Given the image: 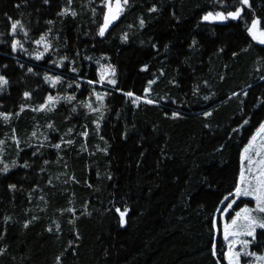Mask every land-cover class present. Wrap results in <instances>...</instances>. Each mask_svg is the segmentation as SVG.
<instances>
[{"label":"trees","instance_id":"16d2710c","mask_svg":"<svg viewBox=\"0 0 264 264\" xmlns=\"http://www.w3.org/2000/svg\"><path fill=\"white\" fill-rule=\"evenodd\" d=\"M249 3L203 21L238 0H128L101 37L103 0H0V264H228L212 221L264 122V45L247 31L264 0ZM49 96L66 99L41 110Z\"/></svg>","mask_w":264,"mask_h":264},{"label":"snow or ice","instance_id":"6c2138e0","mask_svg":"<svg viewBox=\"0 0 264 264\" xmlns=\"http://www.w3.org/2000/svg\"><path fill=\"white\" fill-rule=\"evenodd\" d=\"M115 7H113V0H103V3L107 6V12L104 13L103 17V24L98 29V35L103 37L105 35L106 29H108L109 25L118 19L120 13L123 11V6L128 4V0H114ZM44 3H48V0H44ZM238 4L240 6L235 7L234 11H216L212 12L209 11L205 13L202 16L203 21H225L229 18L231 19H237L241 16L242 12L244 11V6H247L248 8L251 7V4L249 3V0H238ZM19 7V5L17 6ZM94 11V10H93ZM149 12H156L157 8L155 6L151 7ZM65 12L58 13L59 15H64ZM72 16H75L76 13L72 12ZM9 20L11 18L9 17ZM48 23H51L49 21ZM139 25L141 28L145 26V20L141 17L139 19ZM261 25V20L259 18H253L251 21V25L248 27L247 31L249 35L254 39L257 40L260 44L264 45V28L259 27ZM19 27L20 30L24 29V24L20 20H15L11 22V32L15 33L17 31V28ZM123 40H127V34H125L122 37ZM45 40V36L41 35L38 40L35 41L36 44H41ZM193 45H195V41L192 42ZM19 45V41L13 40L12 42V50L15 51ZM22 48V45H20ZM155 47V45H153ZM49 48V45L47 43L44 44V51L47 52ZM235 55V53H233ZM43 56V53H40L36 56V59H41ZM32 68H28V72H32ZM73 72L76 71L75 68L72 69ZM113 75H115V70L113 69L112 72ZM44 79L46 81H51L53 85L59 81L61 78L59 76L51 77L45 74ZM262 80H264V77H261ZM101 80H103V75H101ZM8 80L5 76L0 75V89L3 88L4 85H7ZM89 84L93 83V81H88ZM110 84L115 85L116 81L110 80ZM151 83V82H150ZM147 91V90H146ZM247 94V93H245ZM127 96H132L133 93L128 92L126 93ZM25 97H29L30 93L25 92ZM48 101H52L53 97L49 96ZM69 100L73 99V97H68ZM97 99H101V97L98 95ZM139 99V97H137ZM205 99H208L207 97ZM148 103H153V101L149 100ZM91 107V105H89ZM45 105H40V109H44ZM23 110V108L21 109ZM50 110V109H49ZM95 110V109H93ZM9 115L6 113H0V116H2L5 120L8 119ZM205 116H210L211 112H205ZM173 118H176L179 116V113L173 112L172 113ZM245 124L248 123V121H244ZM51 127V125H49ZM257 134L264 135V122H261L259 124V128L257 129ZM35 135V133H33ZM86 135V133H85ZM256 135H253L251 140L249 141V144L245 146L244 153L249 152V149L252 147L253 141L256 140ZM3 141H0V144H2ZM71 143V141H69ZM55 147L59 148L60 145L57 144ZM244 153L241 154V169H240V176L239 181L236 183L235 188L233 191H230L227 196L221 200L222 204L226 203V207L220 209L217 208L218 212L221 213H229V210L233 208V205L236 203V198L240 197H252L255 200V208L250 209L247 205H245L243 208H240L239 211L235 212V215L231 216L230 223L225 222L223 225V235L225 240H229V237H238V236H247L251 239L247 240H235V243L240 244V250L236 251L234 250L235 244L230 242L228 245V250L223 253L224 259L227 260L228 264H241V256L245 257H254L256 261L258 262H264V252L257 253L250 250V245H252L258 238L257 229L264 230V151L255 153L259 159L253 161L251 157L248 158V172L250 175H245V168L243 166V161L245 160ZM47 163V162H45ZM15 162H13V167H15ZM23 167L27 168L30 165L25 162ZM253 167H255V171H253ZM0 171L7 173L9 171V166L5 164ZM111 178V177H109ZM10 189H15V184H10L8 186ZM235 197V198H233ZM116 212L119 213V223L120 226L123 227L126 224V214L129 212V209L125 207L123 211H121L119 208L116 209ZM10 219L9 217H5V220L7 221ZM69 223H72V221H69ZM213 226H216V221H212ZM25 227H27V224H25ZM57 228H59V225H57ZM51 231V229H49ZM261 235H264V232L260 233ZM4 250L0 249V253H2ZM212 256L215 257L217 255L216 253V247L213 243L212 247ZM60 257H57V264H60Z\"/></svg>","mask_w":264,"mask_h":264},{"label":"rangeland","instance_id":"374dc122","mask_svg":"<svg viewBox=\"0 0 264 264\" xmlns=\"http://www.w3.org/2000/svg\"><path fill=\"white\" fill-rule=\"evenodd\" d=\"M113 7H115V3H113ZM212 21V20H210ZM260 27V26H259ZM256 42H258L257 40H255ZM259 43V42H258ZM43 52H44V47H43ZM113 67L103 63L101 65V69H100V74L103 75V79L107 81V83H109L110 80H115L116 81V76L112 74L113 72ZM100 85H103L105 87H109L108 85L104 84L103 82H101ZM100 96L101 99H97V96ZM66 98L63 96H55L53 97L52 101H47V103L45 104V108L50 109L53 108L59 101L61 100H65ZM101 101H102V95L100 94H95L93 99H89V101L87 102L88 105H91V107H89V109L93 112H97L99 110V107L101 105ZM95 109V110H93ZM256 140L253 141L252 147L249 149V152L244 153L245 156V160L243 161V166L245 168V175L248 176L250 175V173L248 172V158L251 157L253 159V161L259 159V157L256 156L255 153L257 152H261L264 151V135H260L257 134L256 132ZM2 150H3V145L0 146V158L3 156L2 155ZM255 167H253V171H255ZM235 198V197H233ZM245 205H247L250 209H254L255 208V200L252 197H240V198H236V203L233 205V208L231 210H229L230 214L227 213H221L219 212L218 214L220 215L219 217L216 218V230H221L223 239H224V235H223V225L225 222L230 223L231 220V216L235 215L236 211H239L240 208H243ZM226 207V205L224 206ZM259 231L264 232V230H260L257 229V233H259ZM247 239H251L250 237L247 236H238V237H229V240H225V244H226V251L228 250V245L230 242L235 244L234 250L239 251L241 245L235 243V240H247ZM250 250L253 252H257V253H261L264 252V237L261 240H257L250 245ZM227 261V260H226ZM228 263V262H227ZM241 264H264V262H258L255 260L254 257H245V256H241Z\"/></svg>","mask_w":264,"mask_h":264},{"label":"water","instance_id":"95a60500","mask_svg":"<svg viewBox=\"0 0 264 264\" xmlns=\"http://www.w3.org/2000/svg\"><path fill=\"white\" fill-rule=\"evenodd\" d=\"M91 84H93V85H96V86H99V87H102V88H108V87H105V86H103V85H100V84H98V82H96V83H91ZM110 89V88H109ZM112 90H114L115 91V89H112ZM131 97H133V98H136L137 99V97H135V96H131ZM138 100H142V101H145L144 99H142V98H140L139 97V99Z\"/></svg>","mask_w":264,"mask_h":264}]
</instances>
